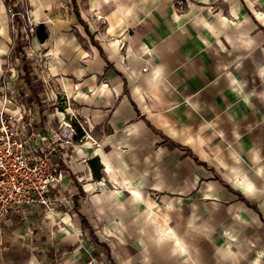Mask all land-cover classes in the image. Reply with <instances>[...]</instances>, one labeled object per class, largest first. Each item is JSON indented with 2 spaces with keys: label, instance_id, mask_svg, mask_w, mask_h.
Returning a JSON list of instances; mask_svg holds the SVG:
<instances>
[{
  "label": "crops",
  "instance_id": "obj_1",
  "mask_svg": "<svg viewBox=\"0 0 264 264\" xmlns=\"http://www.w3.org/2000/svg\"><path fill=\"white\" fill-rule=\"evenodd\" d=\"M44 1L45 41L35 38L33 50L39 66L35 79L43 86L42 78L48 77L51 87L41 104L45 119L52 128L58 126L61 117L55 103L60 102L57 92L64 93L70 110L88 121L99 146L83 150L79 160L65 158L70 175L78 180L66 177L71 191H76L74 212L66 219L72 228L59 221L44 223L47 237H26L25 232L22 238L24 223L8 219L1 224L0 264H53L56 246L70 249L61 264H83L81 246L96 243L80 216L108 250L101 232L93 230L97 224L115 238L126 226L138 248L152 243L155 249L154 255L124 254L117 264H216L223 258L228 264L240 263V254L234 253L197 258L189 251L192 232L185 224L173 228L177 242L166 255L164 234L158 238L149 232L160 230L157 222L129 224L126 219L144 211L138 202L154 207L146 199L149 192L173 198L238 197L215 180L214 173L243 197L240 176L249 183L256 177L264 180V29L255 14L257 4L251 3V10L247 0H74L78 20L72 0L69 5ZM53 6H58L55 11ZM11 35L6 2L0 0V79ZM84 158L98 160L99 178L91 175ZM106 183L122 185L126 191H107ZM103 185L106 189L99 190ZM69 187L59 194L69 192ZM120 197L131 199L130 211L113 205L111 198ZM118 213L128 217L116 221ZM37 217L30 213L27 224L35 226ZM182 229L189 233L180 238ZM86 234L93 242L86 241ZM80 236L83 243L77 242ZM220 239L228 242L227 237ZM255 257L261 264L260 255Z\"/></svg>",
  "mask_w": 264,
  "mask_h": 264
},
{
  "label": "rangeland",
  "instance_id": "obj_2",
  "mask_svg": "<svg viewBox=\"0 0 264 264\" xmlns=\"http://www.w3.org/2000/svg\"><path fill=\"white\" fill-rule=\"evenodd\" d=\"M59 1H61L64 5H69L68 0H59ZM247 1L250 2L249 8L251 10H254V7L251 5V3L255 2L257 4L255 5V14L259 18L260 24L264 29V0H259V1L247 0ZM5 2H6V10L9 7H13L14 5L15 9L21 14L27 16L29 18V21L32 23V26L29 29H27V31L25 32V39L19 43V49H17L16 43L15 45L13 44V36L11 35L12 41L9 49L14 47L15 53H20L22 46L25 47L27 50L33 49L34 48L33 45H36L35 38L37 40V36H38L37 34L39 28L43 25V22L41 21H44V16L46 11L45 1L44 0H21V1L5 0ZM179 3L181 5L182 1ZM57 7L58 6H53L52 8L53 11H55ZM21 53H23V50ZM6 62H9V64L13 65L14 59L8 58L6 59L5 63ZM26 64H29V66H26ZM17 67L20 73L27 74L26 76L29 77L30 82L31 79L33 80L34 78L33 80L34 82L32 83L29 82V86H27L29 93L30 94L32 93L31 95L32 98L35 99V101H38V99L34 97L36 93L43 98L45 89L37 80L38 76L34 74L35 71L39 70V66L36 63L35 57H31V59L28 58L27 60L22 56L18 61ZM30 73H32V75ZM25 80L27 79L24 78V81ZM25 84L27 85L26 81ZM67 155L74 156L73 151L68 150ZM84 160L87 161V165L90 167V160L88 158H84ZM97 165H100L98 160H97ZM70 174L71 173H69V178L73 180V182L76 181L78 183V180ZM89 178L92 179L93 177L91 178L90 176L88 177V179ZM84 180L86 181L85 178ZM250 183L249 181L246 182L243 176L242 177L240 176V191L245 196L243 198L248 202L249 206L236 196L231 197L229 199L227 198V200L222 198L213 199L206 197L173 198L166 196L158 197L152 195L151 192H149V198L146 199L149 200L151 205H153L154 207H148L146 202L145 204L138 202L139 206L144 207V211H142L141 213L139 212L131 213L130 219L127 218L128 217L127 213L125 214L118 213L115 215V220L118 221L119 220L118 218L124 216L125 218H127L126 223L129 224L135 222L140 223L141 221L142 222L148 221L149 224L155 225V223L157 222L160 227V230H156V229L149 230V232L152 235L154 234V236L158 234L157 236L158 238L160 236L162 237L164 234V243H165L164 245L166 246L164 247L163 253H165L166 255L169 253L171 254L173 251L172 245H176L173 244L176 241L175 239L176 235L174 236L173 234L174 233L173 228L178 225L184 227L183 225L186 224L185 226L189 227L190 228L189 230L192 232L191 235L189 236H190V240H192L193 242V246L189 247V251L193 253L195 252L198 255L197 258L199 257L201 258V256H203L204 254L212 253L214 257L219 259L223 254L234 253V254H240V263L238 261H234V262H229V264H250V260L253 257L260 255L262 259L261 264H264V180L262 177L261 178L256 177L255 182L251 181ZM83 184H85V182ZM103 186H100L99 190L101 189L104 190L106 189V186H108L107 191H121V192L126 191V188L122 185L120 186L117 185L116 187H114L106 183V186L104 187ZM69 190H70L69 194L72 195L71 199L74 203V195L76 191L72 192L70 187ZM89 194H85V195H89ZM111 200L114 201L113 205L117 204L118 207H121L123 209L122 212H126L127 209L131 207L130 204L131 199H129L128 197L111 198ZM250 207H253L256 210L258 208L257 210L258 213L252 212V210L249 209ZM58 209L63 213H65L66 210L68 211L67 216L64 214V218H62L64 222H60V221L59 222L68 226L71 229L72 226L70 224V221L66 219L69 218V215L74 212L73 211L74 208L68 210L66 208L58 207ZM145 211L147 212L146 214ZM254 215L256 216L255 218H253ZM38 216L39 217H37L36 219L37 221L35 222L36 225L30 228L31 235L38 233L39 237L45 238L47 237V235L50 234V232L45 229L44 223H51V222L58 223V221L56 219L50 220L42 215H38ZM102 216L105 215L103 214ZM17 220L18 223L24 222L21 218H17ZM160 223L162 225H160ZM206 224L208 226L212 225L211 229L207 230V234H206V228L204 227ZM102 226L103 224L101 225L97 224L95 226V229L93 227L92 228L96 233L101 232L102 238L100 240L105 241V243L109 245L110 257L113 260H111L110 262L105 261L106 258L105 255L103 254V250L98 249V247H96L95 245L94 246L88 245L86 248L84 245H82L81 249L84 254L83 264H85L87 255L89 253L97 257V259L102 264H114V260H115V264H117L121 259H123L124 254H128L129 258L138 255V253H143L147 255L155 254L154 253L155 249L150 245L152 243L146 244L144 247L138 248L133 243L132 240L133 231L131 229H128L126 226H123L124 228L117 231L118 236L116 237L118 238H115L113 236H108L109 231H107V229L103 231ZM20 227H21L20 235L22 236V233L24 234L26 230H24L23 225H20ZM161 228L163 230H161ZM187 231L188 229H182L180 231L179 237L183 238L185 236L184 234L186 235L188 234ZM193 231L196 232V234ZM138 232L139 230L136 231V233ZM87 233L89 234V232ZM26 237H29V234H26ZM221 237H227L228 242L227 243L222 242L220 239ZM22 238H24V236H22ZM83 238L84 237L80 236L77 242L83 243L84 242ZM86 239H87L86 241L88 242L92 241L89 235H87ZM27 246L28 245H26V247ZM39 247L40 245L38 246L37 244L35 249L38 251L40 249ZM60 248L61 246L59 247L56 246L53 249V254H54L52 256L53 264L64 263V260L67 259L65 255L67 254V252H70L68 251L70 250L69 247H65V249H60ZM1 249H2V244L0 245V250ZM56 249H58V252H56ZM186 250H188L187 247ZM32 252L33 251H31V253ZM158 252L161 253L162 250H159ZM255 258L256 259L253 260L254 261L253 263L259 264L260 261L259 257H255ZM223 259L225 264H228L227 259L226 258ZM224 262L216 263V264H223Z\"/></svg>",
  "mask_w": 264,
  "mask_h": 264
},
{
  "label": "built area",
  "instance_id": "obj_3",
  "mask_svg": "<svg viewBox=\"0 0 264 264\" xmlns=\"http://www.w3.org/2000/svg\"><path fill=\"white\" fill-rule=\"evenodd\" d=\"M7 15L15 45L18 39L20 42L25 39L32 23L14 5L7 9ZM34 55L33 49L23 46L20 53H15L14 47L9 49L7 59H14V63L6 62L0 79V234L4 221L21 218L30 235L27 219L32 212L63 222L66 209L74 208L69 192L59 194L69 187L66 180L69 173L64 164L68 150L79 158L83 150L99 146L92 140L88 121L70 110L64 93L57 92L60 102L55 103L56 115L61 117L58 126L52 128L45 119L47 111L41 107L45 97L38 101L32 98L24 74L17 67L22 56L28 60ZM42 83L45 90H50L48 77L42 78ZM78 132L82 136L77 137ZM58 207L66 208V212ZM85 264L102 263L89 253Z\"/></svg>",
  "mask_w": 264,
  "mask_h": 264
},
{
  "label": "trees",
  "instance_id": "obj_4",
  "mask_svg": "<svg viewBox=\"0 0 264 264\" xmlns=\"http://www.w3.org/2000/svg\"><path fill=\"white\" fill-rule=\"evenodd\" d=\"M73 1V8H74V13H75V15L77 16V18H78V20H79V15H78V12H77V9H76V7H75V2H74V0H72ZM38 36H37V40H38V42L39 43H43L44 41H45V33H44V29H43V27H40L39 28V31H38V34H37ZM19 43H20V41H19V39L16 41V47H17V49H19ZM27 74L25 73L24 74V78H26L27 80H25L26 81V83H27V85L26 86H29V82H30V79H29V77L28 76H26ZM80 137V136H82V134L80 133V132H78L77 133V137ZM190 156H192V158L195 160V162L197 163V164H199V165H202L205 169H207V170H209L208 169V166H206L204 163H201V162H199L197 159H196V157H194L192 154H190ZM97 161H96V159H92L91 161H90V168H91V170H92V173H93V177L94 178H99L100 177V167L97 165V164H95ZM214 178H215V180H217L224 188H226L227 190H229L230 192H232V193H234V194H236V195H238V198H240L245 204H247L248 205V202L243 198V196L241 195V194H239L238 192H236V191H234V190H232L217 174H215L214 173ZM249 206V205H248ZM250 208H252L254 211H256L257 212V210L255 209V208H253V207H250ZM258 213V212H257ZM80 220H81V224H82V226L84 227V229L87 231V232H89V235H91V237L94 239V242L96 243V246L97 247H99V248H101L102 250H103V253H104V255L106 256V258H108V259H110V253H109V250H108V248L107 247H105L104 246V244H100V243H98L97 242V240L95 239V237L93 236V233H92V229H91V227L89 226V224L87 223V221H86V219L84 218V217H82V216H80Z\"/></svg>",
  "mask_w": 264,
  "mask_h": 264
},
{
  "label": "bare ground",
  "instance_id": "obj_5",
  "mask_svg": "<svg viewBox=\"0 0 264 264\" xmlns=\"http://www.w3.org/2000/svg\"><path fill=\"white\" fill-rule=\"evenodd\" d=\"M217 218H218V217H217ZM185 225H186V224H185ZM206 225H207V224H206ZM207 226H208V225H207ZM207 226H206V227H207ZM185 227H186V226H185ZM199 227H200V226H199ZM206 227H205V228H206ZM208 227H209V226H208ZM188 228H189V227H188ZM197 228H198V227H197ZM189 229H190V228H189ZM174 230H175V229H174ZM194 230H195V229H194ZM193 232H194V231H193ZM198 232H199V230H198ZM175 233H176V232H175ZM184 233H185V231H184ZM188 233H189V232H188ZM190 233H191V232H190ZM201 233H202V232H201ZM175 235H176V234H175ZM181 235H183V234H181ZM184 235H186V234H184ZM187 235H188V234H187ZM194 236H195V235H194ZM186 239H187V238H186ZM198 239H199V238H198ZM176 242H177V241H176ZM191 243H192V242H191ZM191 243H190V244H191ZM177 244H178V243H177ZM180 244H181V243H180ZM184 245H185V244H184ZM188 248H189V246H188ZM187 252H188V251H187ZM179 256H180V255H179ZM254 259H256V258H254Z\"/></svg>",
  "mask_w": 264,
  "mask_h": 264
}]
</instances>
